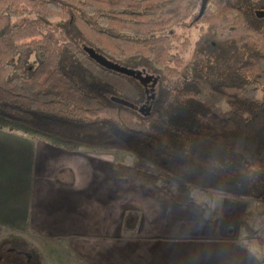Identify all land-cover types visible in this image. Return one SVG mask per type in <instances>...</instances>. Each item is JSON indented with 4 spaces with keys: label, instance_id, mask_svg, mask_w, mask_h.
<instances>
[{
    "label": "trees",
    "instance_id": "16d2710c",
    "mask_svg": "<svg viewBox=\"0 0 264 264\" xmlns=\"http://www.w3.org/2000/svg\"><path fill=\"white\" fill-rule=\"evenodd\" d=\"M234 1L0 0V128L68 151L128 152L135 161L114 162V175L158 185L179 203L195 199L193 179L177 167L183 161L206 170L215 189L264 196V0H251L257 11ZM54 23L73 24L110 62L140 58L162 73L150 109H135L143 74L105 67L85 46L61 41ZM198 24L242 50L239 62L214 70L174 53L178 44L187 52L189 40L169 32ZM83 76L123 101L94 94ZM5 246L26 259H10ZM25 247L34 249L21 238L2 240L0 264H44Z\"/></svg>",
    "mask_w": 264,
    "mask_h": 264
},
{
    "label": "crops",
    "instance_id": "0c3cea01",
    "mask_svg": "<svg viewBox=\"0 0 264 264\" xmlns=\"http://www.w3.org/2000/svg\"><path fill=\"white\" fill-rule=\"evenodd\" d=\"M118 153L0 128V238L41 245L44 264H247L235 238L250 199L209 188L179 203L116 177Z\"/></svg>",
    "mask_w": 264,
    "mask_h": 264
},
{
    "label": "rangeland",
    "instance_id": "374dc122",
    "mask_svg": "<svg viewBox=\"0 0 264 264\" xmlns=\"http://www.w3.org/2000/svg\"><path fill=\"white\" fill-rule=\"evenodd\" d=\"M234 2L237 3L236 0ZM242 3L246 9L257 11L256 8L254 9L251 7V3H252L251 0H243ZM260 13L263 12L260 11ZM18 21H20V18L13 20L14 23ZM54 26H55L54 29L56 31V36L61 41L62 40L71 41L81 47L86 45L84 39L78 33V31L73 26V24L54 23ZM169 33L182 34L188 37L189 50L187 52H185L182 49L181 44L175 45L173 48V52L180 54L184 58L185 63L187 64L192 63L194 60H198L202 62L206 68L210 67L211 69L214 70L229 69L230 67L228 66L236 65V63L239 62V60L243 55L242 50L235 48L230 44L219 43L214 35V31L211 29L210 26L207 25H203L202 28H200V24L194 27L176 26ZM119 63L123 66L131 67L135 71L141 72L145 78L142 81L139 79L137 80L143 89L144 99L142 100V102H140L135 106V109L139 113L144 114L147 109H150L152 101L158 96L162 85L166 82V78L163 76L162 73L153 69L148 62L144 60H140V58H135V59L127 58L121 60ZM82 81L90 89V91L92 90L95 91L96 93L93 91L92 92L98 95L99 97L110 100H112L113 98L116 99V95L113 92L104 89L102 85L92 81L90 78L83 76ZM115 152H119L118 153L119 157L117 158V161H122L125 163H132L135 161V156L128 152H123V151H115ZM192 166H190V164L186 165V162L183 161V162H179L177 167L183 170L185 173L189 175L191 179H193V183L190 184V188L192 190L193 196L196 197L206 196L205 190L208 188L215 189L213 188L214 184L212 180L209 178V175L206 173V170L200 167H195V166L192 167ZM244 198H248V200L250 199L249 200L250 219H253L255 217L264 218V196L259 198L244 196ZM249 217H248V221L250 220ZM258 238L261 241H264V236H260ZM2 240L4 239L0 238V243L2 242ZM26 242L29 243L32 248H34L32 250L33 252L32 253L29 248L26 249L25 247L26 253H29L32 259H34V261L35 258L33 255L44 258L43 247H41V245L37 243H34L33 245L31 242L28 241ZM6 248L7 247L5 246V248H3L2 250L4 251L5 255H8L10 259H14L18 263L22 260H25L27 257L26 255L24 256L21 252H17V251L14 253H10V252L8 253ZM4 260L7 261L6 259H3L1 260V263L7 264L6 262H4Z\"/></svg>",
    "mask_w": 264,
    "mask_h": 264
},
{
    "label": "clouds",
    "instance_id": "9594fccd",
    "mask_svg": "<svg viewBox=\"0 0 264 264\" xmlns=\"http://www.w3.org/2000/svg\"><path fill=\"white\" fill-rule=\"evenodd\" d=\"M210 207L215 209L216 204ZM260 236H264V218L261 217L250 219L246 226L236 230L235 245L243 252L247 264H264V243L260 242Z\"/></svg>",
    "mask_w": 264,
    "mask_h": 264
},
{
    "label": "water",
    "instance_id": "95a60500",
    "mask_svg": "<svg viewBox=\"0 0 264 264\" xmlns=\"http://www.w3.org/2000/svg\"><path fill=\"white\" fill-rule=\"evenodd\" d=\"M85 50L90 54V56L92 58H94L96 61H98L99 63H101L102 65H104L107 68L114 69L116 71H120V72H123V73H126V74H131L132 76H137L140 79L143 77L141 75L142 73L139 72V71L123 68L121 65H119V64H117L115 62H110L109 60L104 58L101 54H99L95 50H93L91 47L85 46ZM144 79L142 78V80H144ZM115 100L116 101H123L120 98H116ZM125 103H128V102H125Z\"/></svg>",
    "mask_w": 264,
    "mask_h": 264
}]
</instances>
